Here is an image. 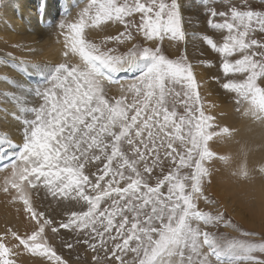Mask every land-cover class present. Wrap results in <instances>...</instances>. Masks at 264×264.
I'll list each match as a JSON object with an SVG mask.
<instances>
[{
	"label": "snow or ice",
	"instance_id": "snow-or-ice-1",
	"mask_svg": "<svg viewBox=\"0 0 264 264\" xmlns=\"http://www.w3.org/2000/svg\"><path fill=\"white\" fill-rule=\"evenodd\" d=\"M216 2L225 10L204 7L222 42L200 38L220 57V86L234 94L236 111L264 123V0ZM0 7L8 5L0 0ZM49 7L43 0L40 15L48 16ZM192 7L181 0H87L75 19L66 8L48 23L64 37V62L0 56V67L43 78L26 91L16 77L0 74V83L14 89L0 92V113L16 120L22 135L16 143L0 131V161H10L4 167L11 168L0 190L22 203L37 225L31 234L12 228L0 233V264H18L25 253L68 264L45 234L46 228L58 232L57 222L34 207L42 193L80 206L65 213L59 228L83 237L76 243L94 253L93 264H264V239L210 229L245 238L261 233L240 228L223 210L199 206L216 204L205 192L211 165L230 166L232 158L212 145L235 130L211 114L216 105L202 97L186 51L172 59L163 50L165 40L187 42L183 10ZM110 25L123 30L100 43L89 39V30ZM112 43L130 47L120 53ZM122 74L135 78L125 82ZM112 85L119 86L118 96L109 94ZM257 171L264 176V166ZM233 175L252 178L246 163Z\"/></svg>",
	"mask_w": 264,
	"mask_h": 264
},
{
	"label": "rangeland",
	"instance_id": "rangeland-1",
	"mask_svg": "<svg viewBox=\"0 0 264 264\" xmlns=\"http://www.w3.org/2000/svg\"><path fill=\"white\" fill-rule=\"evenodd\" d=\"M12 1L14 0H2V3L8 5V7H0V25L4 27V30H7L11 34H17L21 25H23L25 29L31 33L33 32V27H38L45 32L49 39L53 38L54 40L60 42L62 46L64 44V37L59 35L58 28H49L48 23L58 21L60 19L58 12L66 8H70L71 12L73 8H76L70 17V19H75L79 9L87 2V0H48L50 5V14L44 17L40 15L39 11V5L43 2V0H33L32 2L35 1L37 4L36 7L38 15L36 16L33 10H25L23 13L20 12L23 16L19 21V27L14 28L13 22L10 21L9 14V5ZM80 2L85 3L83 6L79 7ZM181 2L185 6H187L190 2L193 4L191 10H183V14L185 16V31L188 34L187 42L165 40L163 50L165 54L172 59L177 58L186 51L188 60L193 65V71L198 83L200 84L199 90L202 97L206 101H210L216 105V107L211 110V114L216 117L220 126H228L229 128L235 130L231 138H225L224 140L217 141L212 145L213 149L218 154L229 155L232 158L230 166H225L219 161H216L211 165V183H206L205 192L210 199L216 201V204L208 205L201 201L199 206L207 211L215 212L217 209L223 210L226 213V217L231 219L232 222L240 228L247 231L261 233V236L259 237L245 238L241 237L238 232H234L231 229L222 227L219 229H210L211 231H215L217 235L223 234L227 237H236L239 239H264V184H261L259 187L252 185V183H256L257 178L258 180L264 182V176H261L257 171L260 166H264V123L253 122L251 119L242 116L236 111L237 105L235 104L234 94L226 92L220 86L221 83L225 82V78L220 69V57L200 38L203 35H208L213 37L218 43L222 42V34L208 26L207 21L210 17L207 15V9L204 5L215 7L218 11H223L225 8L216 2V0H181ZM27 6L28 3H26V7ZM216 20L219 21V18L217 17ZM122 30L123 28L120 25H110L105 27L103 30H89L88 37L89 39L100 43L105 36L116 35ZM257 38L259 39L260 37L257 36ZM136 42L142 43L141 38L137 37ZM16 44L17 43H10L5 35V38L0 42V52L4 55L9 52H14L12 55L19 60L23 59L20 58L22 54H24L25 58L35 52L34 48H32V46L28 43H24L26 46H24L22 50H18V48H16ZM108 46L118 47V52L122 53L127 51L130 44L117 46L112 43ZM44 54L49 55L51 53L46 51ZM204 61H211L212 66H208L203 63ZM3 73L4 72L0 69V74ZM129 75L134 76L133 74ZM217 80L220 82L218 83ZM36 83L37 81L31 84ZM177 90H179V86H177ZM109 94L118 96L120 94L119 86H110ZM35 103H38V101H35ZM179 111L182 112L183 109L180 108ZM228 115H232L233 120H236V126H231V124H229V120L227 118ZM246 129H248L246 131L247 136L242 139L240 134H242ZM236 152L238 154L237 156L234 155ZM239 152L241 154L244 153L243 156H240L241 154ZM247 157L250 160L246 161ZM237 159L239 160L238 164H236ZM233 160H235V164L233 163ZM243 163H246L248 169L252 172V178L248 180H243L240 179L238 175H233V172L238 171L240 165ZM232 177H234L237 182L236 193L241 197L240 203L237 202L239 205L236 204L238 199H235V204L237 205H235V209H229V203H224L216 194L217 189L225 192V189L219 186L222 180ZM3 181L4 179H0V189L3 187ZM233 195L234 194H232V196ZM79 207V205L70 201L57 202L53 200L51 196L44 198L42 193V211L45 212L46 216L53 218L57 222L55 226L58 228V232L56 233H53L51 228H46L45 234L48 242L55 248L59 255L68 261V264H93L92 256L94 253L87 245L83 243H76L78 239H83V237L75 231L59 228V222L66 221L68 219L65 213L73 210H79ZM233 211L236 212L235 214L239 212L236 216L239 215L240 217H236L235 214H233ZM0 218L4 219V222L0 225V233L5 232L8 228H12L17 233L23 232L21 235H24V227L26 225L29 227L30 233L37 227L35 222L29 218L28 214L25 213L22 203H13L11 195L3 192L2 190H0ZM21 218L23 225L20 229H17L15 225L21 220ZM67 244H72L73 247L69 249L66 247ZM100 255H103V253H100ZM18 264L29 263L18 258ZM42 264H48V262L42 258ZM105 264H110V262L105 261Z\"/></svg>",
	"mask_w": 264,
	"mask_h": 264
},
{
	"label": "bare ground",
	"instance_id": "bare-ground-1",
	"mask_svg": "<svg viewBox=\"0 0 264 264\" xmlns=\"http://www.w3.org/2000/svg\"><path fill=\"white\" fill-rule=\"evenodd\" d=\"M32 1L33 0H14L10 3V5H9L10 21L13 22L14 28L19 27V21H20L21 17L23 16L20 14V12L23 13L25 10H33L34 13L36 14V16L38 15V10L36 7L37 4L35 3V1L34 2H32ZM20 2H25V3H20ZM26 3H28L27 7H26ZM84 3L85 2H80L79 7L83 6ZM75 9L76 8H73L72 12ZM5 35H6V38L8 39V41L10 43H12V44L17 43L16 48H18V50H22V48H24V46H26V44H24V43L30 44V46H32V48H34V50H35L34 53L28 55V57H25V58H24V54H22V56H20V58H23V59H20V60L16 59L18 63L20 61H28V62L37 63V64H58V63L64 62L65 58L62 55V53L64 51V47L62 46V44L60 42L54 40L53 38L49 39V37L46 36L45 32L43 30L39 29L38 27H33V32L30 33L25 29V27L23 25H21L17 34H11L7 30H4V27L2 25H0V42H1V40H3L5 38ZM46 51H49L51 54H49V55L44 54ZM12 54H14V52H12ZM3 55L4 54L0 52V56H3ZM0 69L4 73H7L11 76H14V77H16L17 80L21 81V87L24 88L26 91L30 90L31 88H35L38 85H42V83H43V78L39 74H33L31 72L28 74H25L26 77L30 76L37 81L36 84H31L30 82H28L26 80L24 75H21L18 72H14L10 68L0 67ZM13 90L14 89L10 88V86L8 84L0 83V92H7L9 95H11ZM0 99H2V98H0ZM227 118H228L229 124H231V126L237 125V122H236V120H233L232 115H228ZM247 130L248 129H246L242 134H240L242 136V139H243V137L247 136V132H246ZM0 131H6V132L10 133L12 136V139L16 143H22L21 125L19 123H17V121L14 120L10 116L5 119L3 117L2 113H0ZM244 145H246V144H244ZM238 150H240V149H238ZM242 152H244V151H242ZM243 154H241L240 156H243ZM234 155L237 156L238 155L237 152ZM248 156H249V154H248ZM256 158H254V159H256ZM238 159L236 160V164L239 163ZM248 160H250V159L247 157L246 161H248ZM234 162H235V160H233V163ZM10 173H11V169H8L4 173H0V179H4L5 177L9 176ZM254 176L257 177L256 175H254ZM236 183L237 182L235 181L234 177L229 178V179H224V180H222V182L219 186L222 187L223 189H225V192L219 191V189L216 190V194L218 195V197L224 203H226V204L229 203V209H233L236 204L240 203L241 197H240V195H238L236 193V189H237ZM261 184H264V182L258 180V178L256 179V183L255 182L252 183V185L255 187H259ZM232 194H234V195L232 196ZM237 195L239 196V198ZM235 199L236 200L238 199V201H236V204H235ZM33 204H34V207L38 211H42V194L40 197L34 198ZM237 209H239V208H237ZM235 213L236 212L233 211V214H235ZM237 214H235V216ZM236 217L239 218L240 216L238 215ZM3 222H4V219L0 218V225ZM22 225H23V223H22V218H21V220L16 223L15 227L17 229H20ZM0 230H1V228H0ZM19 234H23V232H20ZM24 234H31L29 227L27 225L24 227ZM19 258L22 259L24 262H27L29 264H42V257H33L27 253H25L24 255H22Z\"/></svg>",
	"mask_w": 264,
	"mask_h": 264
}]
</instances>
